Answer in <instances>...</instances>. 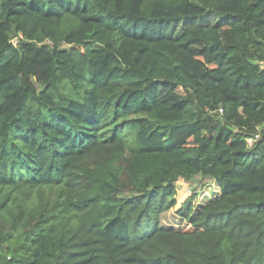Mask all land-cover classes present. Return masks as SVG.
Wrapping results in <instances>:
<instances>
[{"label": "trees", "instance_id": "1", "mask_svg": "<svg viewBox=\"0 0 264 264\" xmlns=\"http://www.w3.org/2000/svg\"><path fill=\"white\" fill-rule=\"evenodd\" d=\"M0 264H264V0H0Z\"/></svg>", "mask_w": 264, "mask_h": 264}, {"label": "rangeland", "instance_id": "2", "mask_svg": "<svg viewBox=\"0 0 264 264\" xmlns=\"http://www.w3.org/2000/svg\"><path fill=\"white\" fill-rule=\"evenodd\" d=\"M218 16L213 13H209L207 16L202 18L196 19H189V20H182L177 23V34L183 32L185 28L189 25H200L206 23H214L218 21ZM19 37L14 38L12 42L17 44ZM65 47V45H64ZM194 188L187 190V193H191L193 189H196L198 192V206L196 212H199L204 206L209 203H212L218 200L221 196V191L218 184L214 180H203L199 176L193 179ZM190 222H186L185 220L181 219L176 213L175 208L171 209L170 211L166 212L163 215L162 225L166 228H175L180 229L189 225Z\"/></svg>", "mask_w": 264, "mask_h": 264}, {"label": "built area", "instance_id": "3", "mask_svg": "<svg viewBox=\"0 0 264 264\" xmlns=\"http://www.w3.org/2000/svg\"><path fill=\"white\" fill-rule=\"evenodd\" d=\"M259 136H256V138L253 140V139H250L248 142L249 144L251 145L253 143V141L257 140Z\"/></svg>", "mask_w": 264, "mask_h": 264}]
</instances>
